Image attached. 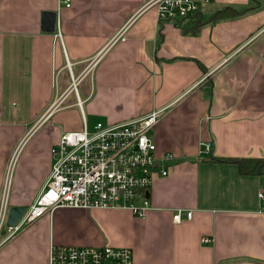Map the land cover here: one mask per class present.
<instances>
[{"label":"crops","instance_id":"1","mask_svg":"<svg viewBox=\"0 0 264 264\" xmlns=\"http://www.w3.org/2000/svg\"><path fill=\"white\" fill-rule=\"evenodd\" d=\"M195 1L193 33L159 22L148 0H0V201L13 155L8 208L36 198L50 146L72 123L66 106L87 127V116L110 124L158 111L155 154L174 155L153 175L145 216L56 207L1 243L0 264H47L50 242L127 246L133 264H264V0ZM223 6L248 9L207 21ZM43 11L56 12L53 32ZM71 92H83L80 105L62 104ZM210 153L261 157L263 173L200 159ZM177 208L190 218L174 222Z\"/></svg>","mask_w":264,"mask_h":264},{"label":"built area","instance_id":"2","mask_svg":"<svg viewBox=\"0 0 264 264\" xmlns=\"http://www.w3.org/2000/svg\"><path fill=\"white\" fill-rule=\"evenodd\" d=\"M65 5H69L68 0ZM146 5L155 8L159 22H183L199 10L195 0H148ZM122 30L111 41L122 38ZM73 93L75 103L80 105L78 92ZM158 118L159 112L152 111L122 122L97 121L90 130L82 117L81 129L62 131L50 146L51 168L44 186L18 220L7 225V187L13 155L7 165L0 201V245L56 207L126 209L136 216H145L150 208L146 193L154 173L165 175L167 164L174 160L170 152L155 154V144L148 132ZM200 147V152L206 154L212 142L202 141ZM258 196L264 199L261 191ZM191 214V209L177 208L172 219L180 222L182 217L190 218ZM201 240L211 242L208 236ZM47 264H133V256L127 246L50 242Z\"/></svg>","mask_w":264,"mask_h":264},{"label":"trees","instance_id":"3","mask_svg":"<svg viewBox=\"0 0 264 264\" xmlns=\"http://www.w3.org/2000/svg\"><path fill=\"white\" fill-rule=\"evenodd\" d=\"M257 1V0H254ZM256 4V2H255ZM248 8L245 9H238L232 6H223L216 10H214L211 15L209 16L207 21H215L223 18L234 17L242 12L246 11ZM202 19L200 15V11L198 10L192 15H189L187 20L183 22L175 23L177 25L184 24L182 29L190 32H196L200 26L202 25ZM203 161L208 162H231L235 163L238 168V172L240 174H261L263 173V159L261 157H231V156H216L207 154L200 157Z\"/></svg>","mask_w":264,"mask_h":264},{"label":"water","instance_id":"4","mask_svg":"<svg viewBox=\"0 0 264 264\" xmlns=\"http://www.w3.org/2000/svg\"><path fill=\"white\" fill-rule=\"evenodd\" d=\"M56 24L55 11H43L41 14V27L46 32H53ZM25 205L10 206L7 210L6 224L13 225L25 210Z\"/></svg>","mask_w":264,"mask_h":264},{"label":"rangeland","instance_id":"5","mask_svg":"<svg viewBox=\"0 0 264 264\" xmlns=\"http://www.w3.org/2000/svg\"><path fill=\"white\" fill-rule=\"evenodd\" d=\"M79 95L83 96V92H79ZM75 100L74 93L71 92V94H68L67 97L62 101V104H68L71 101ZM65 111L69 113V115H73V118L71 119L72 123L69 124L70 128L67 130H73V129H81L82 127V122L79 114V110L76 106H66ZM87 123H88V128L91 130L93 128L95 120H92L87 116Z\"/></svg>","mask_w":264,"mask_h":264}]
</instances>
